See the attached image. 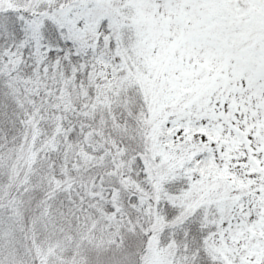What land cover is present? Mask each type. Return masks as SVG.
<instances>
[{
    "label": "snow or ice",
    "instance_id": "1",
    "mask_svg": "<svg viewBox=\"0 0 264 264\" xmlns=\"http://www.w3.org/2000/svg\"><path fill=\"white\" fill-rule=\"evenodd\" d=\"M0 264H264V0H0Z\"/></svg>",
    "mask_w": 264,
    "mask_h": 264
}]
</instances>
